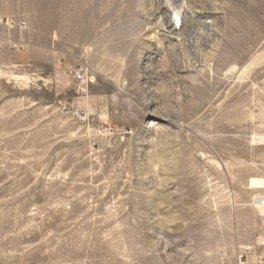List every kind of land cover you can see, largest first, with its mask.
Here are the masks:
<instances>
[{"label":"rangeland","instance_id":"rangeland-1","mask_svg":"<svg viewBox=\"0 0 264 264\" xmlns=\"http://www.w3.org/2000/svg\"><path fill=\"white\" fill-rule=\"evenodd\" d=\"M263 197L264 0H0V264H264Z\"/></svg>","mask_w":264,"mask_h":264},{"label":"built area","instance_id":"built-area-1","mask_svg":"<svg viewBox=\"0 0 264 264\" xmlns=\"http://www.w3.org/2000/svg\"><path fill=\"white\" fill-rule=\"evenodd\" d=\"M74 78L78 82H84L85 74L82 71L75 70ZM259 208L264 210V200L259 204ZM261 259H262V261H264V254H263V256H261Z\"/></svg>","mask_w":264,"mask_h":264},{"label":"bare ground","instance_id":"bare-ground-1","mask_svg":"<svg viewBox=\"0 0 264 264\" xmlns=\"http://www.w3.org/2000/svg\"><path fill=\"white\" fill-rule=\"evenodd\" d=\"M178 18V17H177ZM264 200V197L263 198H259V199H255L254 200V205L257 209H259L262 213H264V210L260 209L259 208V204ZM264 245V244H263ZM239 264H242V263H239Z\"/></svg>","mask_w":264,"mask_h":264},{"label":"crops","instance_id":"crops-1","mask_svg":"<svg viewBox=\"0 0 264 264\" xmlns=\"http://www.w3.org/2000/svg\"><path fill=\"white\" fill-rule=\"evenodd\" d=\"M252 257H254V256H252Z\"/></svg>","mask_w":264,"mask_h":264}]
</instances>
